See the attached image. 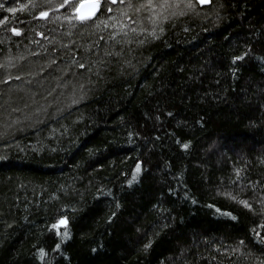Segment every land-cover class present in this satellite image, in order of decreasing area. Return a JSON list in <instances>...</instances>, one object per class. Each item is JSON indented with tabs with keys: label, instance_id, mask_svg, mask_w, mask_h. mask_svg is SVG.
Listing matches in <instances>:
<instances>
[{
	"label": "trees",
	"instance_id": "obj_1",
	"mask_svg": "<svg viewBox=\"0 0 264 264\" xmlns=\"http://www.w3.org/2000/svg\"><path fill=\"white\" fill-rule=\"evenodd\" d=\"M82 1L0 0V264H264V0Z\"/></svg>",
	"mask_w": 264,
	"mask_h": 264
},
{
	"label": "rangeland",
	"instance_id": "obj_2",
	"mask_svg": "<svg viewBox=\"0 0 264 264\" xmlns=\"http://www.w3.org/2000/svg\"><path fill=\"white\" fill-rule=\"evenodd\" d=\"M158 4L161 5V4H164L165 7L163 8V10H159V9H154L152 8V4L149 3L147 0L142 2V6H140V9H145V10H148L150 11L149 14L146 12V15H151V16H154L153 14H158L159 15H162V11H164V9H167L169 11H173L174 9H176L177 6H179V2H181V0H158ZM184 3V1H183ZM163 7V6H162ZM152 10V11H151ZM156 10V11H155ZM157 11H160V12H157ZM152 12V14H151ZM149 16V17H151ZM153 19V18H152ZM7 65H4V68H6ZM16 90V93H22L24 89H15ZM16 96L18 94H15ZM18 109H12L11 108V112L9 111L10 110V107L7 108V112L6 114H4V116L1 118V121H0V132H4V133H7L11 130H13L14 128H18L20 123H23V125L27 124V122L29 123V119L27 116H25L22 120H19L18 118H16L18 115H22V112L19 110V107H17ZM21 109H23L22 106H20ZM3 110V109H2ZM29 120V121H28ZM27 121V122H26ZM25 122V123H24Z\"/></svg>",
	"mask_w": 264,
	"mask_h": 264
},
{
	"label": "water",
	"instance_id": "obj_3",
	"mask_svg": "<svg viewBox=\"0 0 264 264\" xmlns=\"http://www.w3.org/2000/svg\"><path fill=\"white\" fill-rule=\"evenodd\" d=\"M94 2V0H84L82 2H80L76 8V15L78 17V15H82V14H89L92 9L90 7V5ZM210 2V0H198V3L201 5V6H205L207 5L208 3ZM84 5L83 8H81V5ZM77 9H79L80 11L77 12ZM98 13V9L95 11V15L91 16V18L95 17ZM90 18V19H91ZM78 19V18H77ZM80 20V19H78Z\"/></svg>",
	"mask_w": 264,
	"mask_h": 264
},
{
	"label": "snow or ice",
	"instance_id": "obj_4",
	"mask_svg": "<svg viewBox=\"0 0 264 264\" xmlns=\"http://www.w3.org/2000/svg\"><path fill=\"white\" fill-rule=\"evenodd\" d=\"M112 2L115 3L116 0H112ZM100 3H101V0H94V2L90 5L92 11H91L89 14L78 15L77 18L80 19V20H87V19H90L91 16L95 15V11H96L97 9H99V7H100ZM83 7H84V5L82 4V5H81V8H83ZM79 11H80V10L77 9V12H79ZM44 15H46V13H45ZM139 171H140V168H139V165H138V166H137V172H139ZM60 223H61V224H64L65 221H60Z\"/></svg>",
	"mask_w": 264,
	"mask_h": 264
},
{
	"label": "flooded vegetation",
	"instance_id": "obj_5",
	"mask_svg": "<svg viewBox=\"0 0 264 264\" xmlns=\"http://www.w3.org/2000/svg\"><path fill=\"white\" fill-rule=\"evenodd\" d=\"M111 1H112V0H111ZM117 1H118V0H116V2H117ZM116 2H115V3H116ZM112 3H113V2H112ZM100 6H101V3H100ZM99 10H100V7H99V9H98V12H99Z\"/></svg>",
	"mask_w": 264,
	"mask_h": 264
}]
</instances>
